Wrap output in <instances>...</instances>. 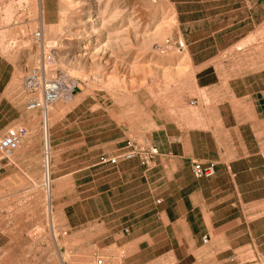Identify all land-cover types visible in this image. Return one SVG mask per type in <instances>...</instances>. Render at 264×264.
I'll use <instances>...</instances> for the list:
<instances>
[{
    "label": "rangeland",
    "instance_id": "1",
    "mask_svg": "<svg viewBox=\"0 0 264 264\" xmlns=\"http://www.w3.org/2000/svg\"><path fill=\"white\" fill-rule=\"evenodd\" d=\"M46 2L56 26L59 6L66 8L62 35L42 28L38 0H0V139L26 131L18 151L0 154V264H132L125 225L113 229L123 214L107 217L106 195L97 197L106 182L93 166L129 141L169 153L172 137L200 126L203 107H241L235 86L241 94L264 92V0H92L85 16L71 3ZM38 31L44 48L33 38ZM191 54L197 62L217 57L199 83ZM43 56L52 75L76 86L71 99L47 110L51 195L46 111L28 110L24 88L26 72ZM216 83L211 93L201 88ZM238 217L217 232L226 243L214 249L226 261L215 264H262L264 205L245 206Z\"/></svg>",
    "mask_w": 264,
    "mask_h": 264
},
{
    "label": "crops",
    "instance_id": "2",
    "mask_svg": "<svg viewBox=\"0 0 264 264\" xmlns=\"http://www.w3.org/2000/svg\"><path fill=\"white\" fill-rule=\"evenodd\" d=\"M190 57L192 66L201 69L198 83L210 76L208 69H216L217 57L202 62L195 61L194 54ZM215 86L217 83L201 88L211 93ZM238 89L233 88V96L241 107H203L200 112L205 118L200 126L184 131L177 141L172 137L169 153L156 145L160 155L151 167L137 160L93 166L97 181L106 182V194L97 197L106 195L107 217L123 214V223L114 219L113 229L125 225L123 247L131 250L125 260L132 264H154L164 258L174 264L225 262V255L214 247L225 244L226 236L217 232L240 223L237 215L243 207L264 205V92L241 94ZM196 162L215 163L216 176L196 178L192 172ZM100 204L98 221L103 217ZM72 215L71 219H78L76 212ZM71 219L67 217L69 224ZM255 241L260 240L252 239V244Z\"/></svg>",
    "mask_w": 264,
    "mask_h": 264
},
{
    "label": "built area",
    "instance_id": "3",
    "mask_svg": "<svg viewBox=\"0 0 264 264\" xmlns=\"http://www.w3.org/2000/svg\"><path fill=\"white\" fill-rule=\"evenodd\" d=\"M41 31L33 35L34 40L43 45ZM24 88L28 94L27 108L30 111H46L61 98L73 96L76 86L66 81L61 74H51L49 62L43 56L36 65L28 69L24 78ZM26 131L23 129L9 130L0 139V154L5 158L11 157L22 146ZM159 156L155 145L129 141L117 154L103 159V164L117 165L121 162L137 160L142 166L149 168ZM196 178L213 179L216 176V164L213 162H196L192 166ZM204 242L207 241L205 237ZM264 264V258L261 262Z\"/></svg>",
    "mask_w": 264,
    "mask_h": 264
},
{
    "label": "bare ground",
    "instance_id": "4",
    "mask_svg": "<svg viewBox=\"0 0 264 264\" xmlns=\"http://www.w3.org/2000/svg\"><path fill=\"white\" fill-rule=\"evenodd\" d=\"M38 4H39V15H40V24H41V26H42V28H44V27H46V26H48L49 27V30H50V32H53V33H56V32H58V33H61V35H62V32L65 30V28H66V25H65V21H66V18H67V15H66V8L64 9V7L63 6H59V7H61L60 9H59V11H60V14H59V16H60V24L59 25H54V24H52L51 22L49 23L48 22V20H51V18H52V15H51V13H49L48 14V12H47V7H46V0H38ZM71 3V7H73V8H75V9H79V13H80V16H85V15H90L92 12V6H91V3H92V0H71L70 2H69V0H61V2H60V4H62V5H64L65 3ZM124 2V1H123ZM126 2V1H125ZM69 5V4H68ZM83 6H88L89 7V10L88 11H84V10H82L81 8L83 7ZM66 7V6H65ZM70 8V7H69ZM84 8V7H83ZM69 10V9H68ZM77 12V13H78ZM79 16V17H80ZM69 20V19H68ZM88 20V19H87ZM68 27V26H67ZM77 30V29H76ZM68 32H70V31H68ZM73 32V31H72ZM80 32V31H79ZM86 32V31H85ZM61 37V36H60ZM67 37V36H66ZM164 37V36H163ZM162 37V38H163ZM61 39V38H60ZM68 40H70L69 38H68ZM42 41H43V45L45 46V39H44V34H43V37H42ZM243 49V48H242ZM238 51H241V49H237ZM64 98H66V99H71V96H66V97H64ZM54 110L55 111H58L59 110V107L58 106H56L55 108H54ZM49 114L47 113V110H46V113H45V116H44V122H45V128H44V130H45V149H46V154H47V159H46V168H47V170H46V175H45V181L47 182V187H48V194H50L51 195V188H50V185H51V176H50V168L51 167H49L50 166V144H49V133H48V129H49V126H48V122H49ZM52 208V206L50 205V209Z\"/></svg>",
    "mask_w": 264,
    "mask_h": 264
}]
</instances>
